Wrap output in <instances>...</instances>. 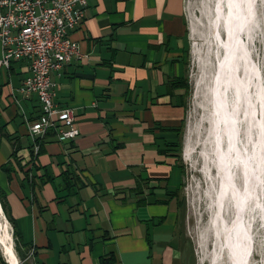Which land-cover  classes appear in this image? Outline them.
<instances>
[{
  "label": "crops",
  "instance_id": "crops-1",
  "mask_svg": "<svg viewBox=\"0 0 264 264\" xmlns=\"http://www.w3.org/2000/svg\"><path fill=\"white\" fill-rule=\"evenodd\" d=\"M193 34L186 0H88L69 33L80 56L51 73L53 103L79 131L68 141L30 135L28 61L0 67V192L17 249L0 212L15 264H193L178 151ZM0 264H11L1 247Z\"/></svg>",
  "mask_w": 264,
  "mask_h": 264
},
{
  "label": "bare ground",
  "instance_id": "bare-ground-1",
  "mask_svg": "<svg viewBox=\"0 0 264 264\" xmlns=\"http://www.w3.org/2000/svg\"><path fill=\"white\" fill-rule=\"evenodd\" d=\"M261 1L214 0L209 17L215 63L207 89L208 136L217 175L208 220L213 238L209 264H257L254 226L260 222L264 229V80L252 54L261 31ZM190 153L188 146L185 155ZM225 201L231 205L229 218ZM0 247L15 264L1 212Z\"/></svg>",
  "mask_w": 264,
  "mask_h": 264
},
{
  "label": "rangeland",
  "instance_id": "rangeland-1",
  "mask_svg": "<svg viewBox=\"0 0 264 264\" xmlns=\"http://www.w3.org/2000/svg\"><path fill=\"white\" fill-rule=\"evenodd\" d=\"M213 2L214 0H186V13L189 22L194 26L192 41L194 47L189 68L191 85L189 104L178 151L184 166L181 215L184 231L192 248L193 264H209L208 255L213 242L208 220L213 209L212 197L217 187V175L210 159L211 146L208 136L210 106L207 90L215 63L209 23ZM259 12L261 31L252 54L257 63L260 62V67H263L261 72L264 80V0L259 2ZM188 146L191 153L186 156L185 148ZM225 207V215L229 218L232 210L228 201H225ZM254 228L256 243L252 258L257 264H264V229L260 222H257Z\"/></svg>",
  "mask_w": 264,
  "mask_h": 264
},
{
  "label": "built area",
  "instance_id": "built-area-1",
  "mask_svg": "<svg viewBox=\"0 0 264 264\" xmlns=\"http://www.w3.org/2000/svg\"><path fill=\"white\" fill-rule=\"evenodd\" d=\"M87 2L0 0V67L12 60L28 61L29 75L18 92L23 98L36 95L40 105V114L29 124L32 137L54 132L60 141H68L79 133L73 110L53 103L51 73L80 56L69 33L82 23Z\"/></svg>",
  "mask_w": 264,
  "mask_h": 264
},
{
  "label": "trees",
  "instance_id": "trees-1",
  "mask_svg": "<svg viewBox=\"0 0 264 264\" xmlns=\"http://www.w3.org/2000/svg\"><path fill=\"white\" fill-rule=\"evenodd\" d=\"M184 125V124H183ZM183 125L181 126L183 129ZM3 169L8 170L6 166H2ZM0 203L1 206L6 214V218L7 220L11 223L12 228H13V241H14V247L17 249V247L19 246V244L21 243V237H20V233L17 229L16 223L14 221V219L9 215V213L6 210V206H5V200H4V196L3 194L0 192ZM114 263V257L110 254H108L107 256H104L101 258L100 260V264H113Z\"/></svg>",
  "mask_w": 264,
  "mask_h": 264
}]
</instances>
